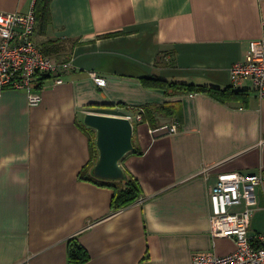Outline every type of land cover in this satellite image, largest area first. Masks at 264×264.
Listing matches in <instances>:
<instances>
[{
	"label": "crops",
	"instance_id": "1",
	"mask_svg": "<svg viewBox=\"0 0 264 264\" xmlns=\"http://www.w3.org/2000/svg\"><path fill=\"white\" fill-rule=\"evenodd\" d=\"M35 1L0 0V12H28ZM50 10L35 39L74 65L62 84L39 82L36 106L23 90L0 95V264H77L73 239L89 252L85 264H193L197 252L233 251V239L211 234V194L220 172L264 174V99L252 80L230 75L264 35V0H52ZM145 76L244 93L169 96L146 88ZM167 102L180 106L179 131L160 112L155 125L135 122L143 154L122 166L143 193L114 211V191L79 175L92 157L84 116ZM256 195L250 236L264 233V184Z\"/></svg>",
	"mask_w": 264,
	"mask_h": 264
},
{
	"label": "built area",
	"instance_id": "2",
	"mask_svg": "<svg viewBox=\"0 0 264 264\" xmlns=\"http://www.w3.org/2000/svg\"><path fill=\"white\" fill-rule=\"evenodd\" d=\"M37 18L34 5L28 12L21 10L0 12V95L7 89L28 93L32 106L42 101L36 86L39 79L48 76L55 84H62L64 76L73 67V61L58 62L45 54L35 39ZM98 85L106 79L90 72ZM234 82L252 80L256 93L264 99V35L249 42L245 61L230 68ZM143 109L137 115L126 114L133 122L143 121ZM171 134L179 131V124L168 127ZM264 180V174L241 175L230 173L218 176L213 200L215 210L211 219L213 238H230L235 251L219 255L215 252H197L193 264H264V234L251 237L249 228L257 205L255 187ZM242 206L240 210L233 207Z\"/></svg>",
	"mask_w": 264,
	"mask_h": 264
},
{
	"label": "trees",
	"instance_id": "3",
	"mask_svg": "<svg viewBox=\"0 0 264 264\" xmlns=\"http://www.w3.org/2000/svg\"><path fill=\"white\" fill-rule=\"evenodd\" d=\"M52 0H36L34 4V10L36 13V18L40 26V30L44 33L51 21V5ZM44 51V50H43ZM48 76H43L39 79V82ZM37 87H41L39 84ZM143 85L146 88L157 89L162 91L166 95H177L180 93H193V92H212L213 94H218L222 99H232L243 94L244 91H237L233 89H227L222 91L218 87H212L201 84L170 81L163 77L158 76H145L142 77ZM108 104L104 105L107 106ZM118 106H125V104H119ZM116 107V105L108 106ZM156 112L165 114L167 117H173L176 122H178L182 116L180 106L177 102H167L164 105H156L155 109L146 106L143 112V121H149L152 125L156 123ZM135 126L137 123H135ZM155 127V126H154ZM87 128V134L90 138L92 147V157L88 164L80 171V178L88 181L95 182L99 185L111 188L114 191L112 198V208L114 211H119L133 203H135L143 193L142 185L139 179L133 177L126 172V177L123 180H103L95 177L92 173L93 166L98 160V149L96 147V131L92 128ZM130 154H143V151L138 147ZM69 260L72 263L85 264L90 259L89 252L80 245L77 240L73 239L69 243Z\"/></svg>",
	"mask_w": 264,
	"mask_h": 264
},
{
	"label": "water",
	"instance_id": "4",
	"mask_svg": "<svg viewBox=\"0 0 264 264\" xmlns=\"http://www.w3.org/2000/svg\"><path fill=\"white\" fill-rule=\"evenodd\" d=\"M83 123L96 131L99 155L92 173L103 180H123L126 172L122 162L135 150V124L126 115L87 112Z\"/></svg>",
	"mask_w": 264,
	"mask_h": 264
},
{
	"label": "bare ground",
	"instance_id": "5",
	"mask_svg": "<svg viewBox=\"0 0 264 264\" xmlns=\"http://www.w3.org/2000/svg\"><path fill=\"white\" fill-rule=\"evenodd\" d=\"M234 65V64H233ZM175 123H178V122H175ZM174 123V124H175ZM179 124V123H178ZM171 125H173V124H171ZM170 125V126H171ZM170 131V130H169ZM230 173H235V174H241V175H254V174H259V172H240V171H230V172H220L219 174H218V176L219 175H226V174H230ZM218 176H217V180H216V182H215V184H214V186H213V191H212V194H211V208H212V214H211V219H212V216H213V212H214V210H215V207H214V204L212 203V200H213V194H214V189H215V186L217 185V183H218ZM264 184V180L261 182V183H259L256 187H255V192L257 191V187L258 186H261V185H263ZM256 199H257V195H256ZM250 229V228H249ZM261 234H264V233H261ZM258 235H260V234H258ZM257 236V235H256ZM251 237H255V236H251ZM235 249H236V247H235ZM235 249L233 250V251H235ZM233 251H231V252H233ZM231 252H229V253H231ZM228 254V253H227ZM225 255V254H224Z\"/></svg>",
	"mask_w": 264,
	"mask_h": 264
},
{
	"label": "rangeland",
	"instance_id": "6",
	"mask_svg": "<svg viewBox=\"0 0 264 264\" xmlns=\"http://www.w3.org/2000/svg\"><path fill=\"white\" fill-rule=\"evenodd\" d=\"M250 230V229H249ZM249 233H250V231H249Z\"/></svg>",
	"mask_w": 264,
	"mask_h": 264
}]
</instances>
